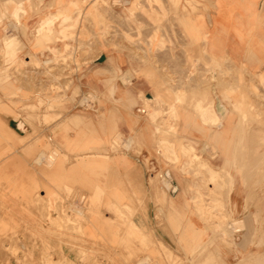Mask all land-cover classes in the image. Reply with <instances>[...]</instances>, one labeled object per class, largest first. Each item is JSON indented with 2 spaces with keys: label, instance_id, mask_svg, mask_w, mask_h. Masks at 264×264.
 <instances>
[{
  "label": "crops",
  "instance_id": "crops-1",
  "mask_svg": "<svg viewBox=\"0 0 264 264\" xmlns=\"http://www.w3.org/2000/svg\"><path fill=\"white\" fill-rule=\"evenodd\" d=\"M16 1L26 9L25 29L20 31L26 36L35 33L39 18L55 11L56 0ZM205 3L209 10L199 14L206 19L207 37L202 44L207 54L224 55L251 72L264 71V0ZM42 4L45 8L40 10ZM55 14L67 16L63 11ZM120 56L123 71L124 67L143 66L122 52ZM105 60L100 73L110 66L107 55ZM104 77L88 82L83 77L81 86L101 87L100 79ZM147 84L137 78L130 84L137 101L130 110L119 103L115 109L99 110L96 121L79 116L80 109L67 111L55 124L44 126L38 138L23 140V133L12 139L15 144L6 141L2 145L5 152L0 155V264H16L15 257L2 249L5 239L12 238L3 244L5 247L21 250L32 241V233L35 243L41 241L36 235L46 225L44 202L48 198L65 200L68 206L73 196L84 199L87 195L96 196L90 201L96 205L100 224L113 219L111 210L130 212L129 249L142 253L121 264H264V140L263 135L255 136L256 131H264V125L245 123L246 118L239 123V114L230 101L215 90L203 96L196 87L178 93L182 96L169 102L172 107L163 106L151 114L141 108L139 96L140 91L152 95L147 92ZM202 111L206 120L201 118ZM258 112L264 116V106ZM157 113L160 114L156 116ZM212 115L218 117L219 123L210 120ZM3 128L8 132L11 127ZM116 130L121 136V150L107 156L105 148L111 142L106 141ZM129 139L128 147H124V140ZM94 140L97 142L90 143ZM184 143L196 148L216 167L223 164V156L207 157L203 151L206 146L258 147V152L232 156L230 162L235 168L226 166L232 180L220 172L221 181L213 183L206 181L204 172L196 174L189 169L186 157L181 156L179 162L168 158L171 145L178 150ZM11 146L13 149L9 150ZM49 152H54L51 164L45 161ZM161 177L169 180L170 187ZM199 194L201 200L192 202V197ZM201 204L218 220L228 216L234 221L229 234H224L222 221L216 219L208 224L206 217L198 214ZM56 210H50L52 218L57 216ZM100 224L94 236L102 235ZM135 236L142 239L146 248L134 241ZM125 252L122 250L121 254ZM53 256L63 258L65 264H80L67 245Z\"/></svg>",
  "mask_w": 264,
  "mask_h": 264
},
{
  "label": "rangeland",
  "instance_id": "rangeland-1",
  "mask_svg": "<svg viewBox=\"0 0 264 264\" xmlns=\"http://www.w3.org/2000/svg\"><path fill=\"white\" fill-rule=\"evenodd\" d=\"M54 7L53 13L38 19L35 33L26 36L20 33L25 29V6L16 0L5 3L0 0V155L5 152L2 145L6 141L15 144L12 139L23 133V140L38 138L44 126L55 124L67 111L80 109L79 114H74L96 121L99 110L115 109L119 103L130 110L137 104L129 89L134 78L146 80L147 92L152 94L139 93L150 101L145 105L140 96L141 108L146 112L160 111L163 106L171 105V100H180L182 95L178 93L196 87L203 96L215 90L230 101L239 114V123L246 118L245 123L254 121L255 125H264V116L258 112V108L264 106V71L251 72L224 55L207 54L202 44L207 37L206 19L199 14L209 10L205 0H56ZM43 8L45 4L40 10ZM57 11L67 16L55 14ZM27 46L30 49H26ZM120 51L143 66L124 67L123 71L119 66ZM101 55H107L110 63L104 73H100L99 68L105 67L107 61L105 58L99 61ZM119 73L126 74L123 80L126 83H120ZM94 74L95 77L91 76ZM102 76L105 77L100 79L101 87L81 86L83 77L88 82ZM201 118L206 120L204 111ZM216 118L212 115L210 120L218 123ZM3 125H9L10 132H6ZM260 135L264 140V131H256L255 136ZM119 138L116 130L111 140L106 141L111 142L105 148L107 156L121 150ZM203 151L209 158L220 154L223 164L214 166L194 147L192 152L187 151L190 154L180 153L177 160L171 155L168 158L179 162L181 156L186 157L189 169L196 174L204 172L206 181L218 183L216 178L220 172L231 174L226 166L234 167L230 162L232 156L256 154L258 147L206 146ZM53 153L49 152L47 164H51ZM198 197L201 200L202 196L196 195ZM55 199L48 198L44 202L46 225L36 235L40 242L35 243L32 233V241L25 250L3 245L12 238L1 243L2 249L15 257L16 264H65L63 258L53 256L63 245L71 248L80 264H121L122 260L129 263L142 253L129 249L128 209L111 210L113 219L100 224L96 205L91 203L95 195L84 199L73 196L68 206L65 200ZM54 208L57 216L52 218L50 210ZM200 213L208 224L217 219L212 211H198ZM217 221H222L225 231L227 229L226 233L223 231L225 235L234 226L228 216ZM99 224L102 235L94 236ZM137 233L142 235L140 231ZM134 241L146 248L140 237L135 236ZM120 249L126 251L125 254H121ZM5 261L8 263L7 259Z\"/></svg>",
  "mask_w": 264,
  "mask_h": 264
},
{
  "label": "bare ground",
  "instance_id": "bare-ground-1",
  "mask_svg": "<svg viewBox=\"0 0 264 264\" xmlns=\"http://www.w3.org/2000/svg\"><path fill=\"white\" fill-rule=\"evenodd\" d=\"M18 7V6H17ZM73 7H75V3H74V6ZM18 9H16V11H17ZM46 61H49V60H45V62ZM119 75V79H120V83L121 82H125V81H123V80H125L126 79V74L125 73H119L118 74ZM126 81H128V80H126ZM126 83V82H125ZM130 89V88H129ZM131 93H132V91H130ZM140 96L141 97H143V95L142 94H140ZM148 97H150V96H148ZM144 98V97H143ZM144 100V104L145 105H147V104H149V100L148 99H146V98H144L143 99ZM155 112H156V110H155ZM152 114V113H151ZM217 119V118H216ZM214 120V119H213ZM218 120V119H217ZM217 122V121H216ZM219 123V122H218ZM18 127H19V125H18ZM135 134V133H134ZM240 136V135H239ZM110 137H113V134L110 136ZM109 137V138H110ZM116 137H114V139H115ZM133 138V137H132ZM127 139V138H126ZM134 139V138H133ZM129 143H130V139L129 140H124V147H128V145H129ZM132 143V142H131ZM142 144V143H141ZM184 144H186V143H184ZM181 147L178 149V151H175L174 150V148H173V146L172 147H170V149H171V151H170V154L169 155H171V157L172 158H174L175 160H177L180 156V153H188L187 151H189V152H192V150H193V146H191V145H189V144H186V145H184V146H182V145H180ZM188 154H190V153H188ZM188 156V155H187ZM191 156H193V155H191ZM207 166H209V165H207ZM213 166V165H212ZM211 167V166H210ZM213 168V167H212ZM192 169V168H191ZM216 169V168H215ZM199 170V169H198ZM212 171V173H213V170H211ZM216 173V172H215ZM224 174H226V173H224ZM226 175H228V177H230V179L229 180H232V176H231V174L229 175V174H226ZM246 175V174H245ZM218 176V175H217ZM215 177V176H214ZM216 178V177H215ZM214 178V179H215ZM220 178V176H218V178H216V180L218 181V182H220L221 181V179H219ZM161 179L163 180V182L167 185V186H169V180H167V179H165V178H163V177H161ZM211 180H213V179H211ZM229 180H228V182H229ZM162 182V181H161ZM164 183H163V185H164ZM207 183V182H206ZM205 184V183H204ZM171 185V184H170ZM229 186V185H228ZM170 187V186H169ZM227 187V186H226ZM220 189V188H219ZM208 190V189H207ZM227 192H228V190H226ZM196 192V191H195ZM208 193V192H207ZM200 195V194H199ZM207 195V194H206ZM227 196V195H226ZM202 198V197H201ZM223 198V197H222ZM195 199H199V197L198 198H196V196L195 197H193L192 198V200L195 202L196 200ZM230 199V198H229ZM226 201H227V199H226ZM198 204V203H197ZM227 204V203H226ZM202 206H199V208L200 207H202L201 209H202V211L204 210V211H206V210H208V208L206 207V205L205 204H201ZM76 207V206H75ZM197 208V207H196ZM212 208V207H211ZM208 211H211L210 209L208 210ZM204 213V212H203ZM206 213V212H205ZM201 215H202V213H200ZM211 215V214H210ZM198 216V215H197ZM213 219V218H212ZM218 220V219H217ZM216 220V221H217ZM216 225H217V223H216ZM214 226V225H213ZM217 227H218V225H217ZM221 228V227H220ZM227 228V227H226ZM221 230V229H220ZM227 232V229H226V231H225V233ZM222 233V232H221ZM229 236V235H228ZM229 238V237H228ZM197 245V244H196ZM203 245V244H202ZM224 246H226L225 245V243L223 244ZM228 245V244H227ZM200 248V247H199ZM199 250V249H198ZM141 262V261H140ZM140 264H142V263H140Z\"/></svg>",
  "mask_w": 264,
  "mask_h": 264
},
{
  "label": "water",
  "instance_id": "water-1",
  "mask_svg": "<svg viewBox=\"0 0 264 264\" xmlns=\"http://www.w3.org/2000/svg\"><path fill=\"white\" fill-rule=\"evenodd\" d=\"M104 58H105V56H104V55H101V56L98 58V60H99V61H102Z\"/></svg>",
  "mask_w": 264,
  "mask_h": 264
}]
</instances>
